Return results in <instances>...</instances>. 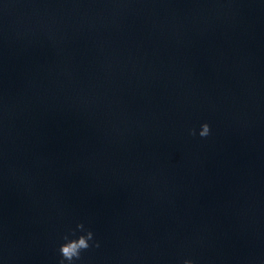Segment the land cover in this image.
I'll list each match as a JSON object with an SVG mask.
<instances>
[{
  "label": "water",
  "instance_id": "water-1",
  "mask_svg": "<svg viewBox=\"0 0 264 264\" xmlns=\"http://www.w3.org/2000/svg\"><path fill=\"white\" fill-rule=\"evenodd\" d=\"M78 223V264H264V0H0V264Z\"/></svg>",
  "mask_w": 264,
  "mask_h": 264
},
{
  "label": "clouds",
  "instance_id": "clouds-1",
  "mask_svg": "<svg viewBox=\"0 0 264 264\" xmlns=\"http://www.w3.org/2000/svg\"><path fill=\"white\" fill-rule=\"evenodd\" d=\"M190 135H199L200 138L204 139L209 137L211 134L210 125L203 123L200 125L199 130H190ZM77 232L79 235H77ZM99 248L100 244L94 239V233L85 228L83 223L76 225V231L65 235L63 242L59 246V255L61 257L59 264H78L81 260V254L91 247ZM182 264H196V261L191 257H185L182 260Z\"/></svg>",
  "mask_w": 264,
  "mask_h": 264
}]
</instances>
